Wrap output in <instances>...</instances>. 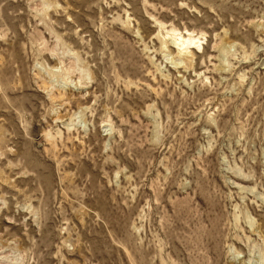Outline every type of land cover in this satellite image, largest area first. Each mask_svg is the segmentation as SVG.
Returning a JSON list of instances; mask_svg holds the SVG:
<instances>
[{
  "label": "rangeland",
  "instance_id": "obj_1",
  "mask_svg": "<svg viewBox=\"0 0 264 264\" xmlns=\"http://www.w3.org/2000/svg\"><path fill=\"white\" fill-rule=\"evenodd\" d=\"M0 264H264V0H0Z\"/></svg>",
  "mask_w": 264,
  "mask_h": 264
},
{
  "label": "bare ground",
  "instance_id": "obj_2",
  "mask_svg": "<svg viewBox=\"0 0 264 264\" xmlns=\"http://www.w3.org/2000/svg\"><path fill=\"white\" fill-rule=\"evenodd\" d=\"M172 39V44L179 49V54H183L181 53L182 49H184L185 47H192V44L196 41L195 38L193 37L192 34H190L189 32L186 33H180L177 35H173V37H171ZM194 47V46H193ZM188 54V53H186Z\"/></svg>",
  "mask_w": 264,
  "mask_h": 264
}]
</instances>
